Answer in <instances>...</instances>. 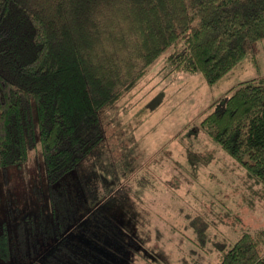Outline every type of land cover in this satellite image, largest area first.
<instances>
[{"label":"trees","instance_id":"1","mask_svg":"<svg viewBox=\"0 0 264 264\" xmlns=\"http://www.w3.org/2000/svg\"><path fill=\"white\" fill-rule=\"evenodd\" d=\"M262 39L264 0H0V170L25 164L39 139L47 183L56 185L103 141L104 107L133 91L167 49L171 73H198L213 85ZM163 98L159 92L149 110ZM209 109L204 134L264 189V76L238 83ZM189 226L193 244L210 243L219 264H264L262 232L230 244L213 242L199 219ZM96 230L112 231L120 246L116 225ZM17 233L23 245L22 226ZM84 240L70 239L52 264H100L106 252L86 248L103 241ZM12 256L2 228L0 261Z\"/></svg>","mask_w":264,"mask_h":264},{"label":"rangeland","instance_id":"2","mask_svg":"<svg viewBox=\"0 0 264 264\" xmlns=\"http://www.w3.org/2000/svg\"><path fill=\"white\" fill-rule=\"evenodd\" d=\"M170 51L133 91L104 107L103 141L61 182L49 187L39 139L25 164L0 170V229L8 231L13 251L0 264H52L79 236L103 241V248H86L106 252L100 264H219L210 243L203 250L193 244L191 220L206 223L213 242L264 234V189L200 127L230 88L264 76V39L213 85L198 73H171ZM159 92L163 101L150 111ZM108 223L122 230L120 246L108 236L112 231L96 230ZM19 226L23 245H16Z\"/></svg>","mask_w":264,"mask_h":264}]
</instances>
